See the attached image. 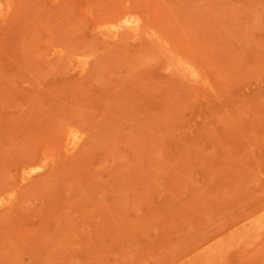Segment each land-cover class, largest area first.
Listing matches in <instances>:
<instances>
[{"label":"rangeland","instance_id":"1","mask_svg":"<svg viewBox=\"0 0 264 264\" xmlns=\"http://www.w3.org/2000/svg\"><path fill=\"white\" fill-rule=\"evenodd\" d=\"M0 264H264V0H0Z\"/></svg>","mask_w":264,"mask_h":264},{"label":"bare ground","instance_id":"2","mask_svg":"<svg viewBox=\"0 0 264 264\" xmlns=\"http://www.w3.org/2000/svg\"><path fill=\"white\" fill-rule=\"evenodd\" d=\"M137 23H138L137 19L129 18V17H122L118 24L119 25L128 26V25H134V24H137ZM39 167H40L39 165L33 166L31 170H36Z\"/></svg>","mask_w":264,"mask_h":264}]
</instances>
